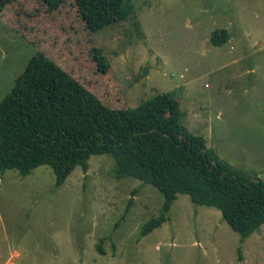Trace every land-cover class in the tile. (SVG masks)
Returning a JSON list of instances; mask_svg holds the SVG:
<instances>
[{
  "label": "rangeland",
  "instance_id": "374dc122",
  "mask_svg": "<svg viewBox=\"0 0 264 264\" xmlns=\"http://www.w3.org/2000/svg\"><path fill=\"white\" fill-rule=\"evenodd\" d=\"M127 5L130 18L98 34L109 82L119 83L126 108L175 92L182 123L205 139L209 152L239 176L264 182V0ZM45 27L43 49L57 42L50 58L80 81H94L62 48L59 24ZM222 29L229 42L212 45ZM43 49L0 21V103ZM94 88L109 97L103 84ZM114 170L112 156H92L87 172L77 167L59 188L47 166L28 176L1 172L0 264H264V225L243 239L219 210L184 194L167 223L142 235L165 198L137 179H116Z\"/></svg>",
  "mask_w": 264,
  "mask_h": 264
},
{
  "label": "trees",
  "instance_id": "16d2710c",
  "mask_svg": "<svg viewBox=\"0 0 264 264\" xmlns=\"http://www.w3.org/2000/svg\"><path fill=\"white\" fill-rule=\"evenodd\" d=\"M128 1L0 0V21L42 49L45 26L58 23L62 48L94 77L86 84L50 58L48 48L56 38L31 59L0 103V173L28 176L47 166L59 188L77 167L87 172L92 156L110 155L116 179H137L165 198L161 215L143 227L142 235L167 223L172 205L184 194L197 205L216 208L233 231L249 237L264 225V182L239 176L209 152L205 139L182 123L183 103L175 92L126 108L119 83L109 82L98 34L130 18ZM229 40L222 29L210 41L220 47ZM97 84L104 85L108 98L95 90ZM98 249L104 254L101 245Z\"/></svg>",
  "mask_w": 264,
  "mask_h": 264
}]
</instances>
